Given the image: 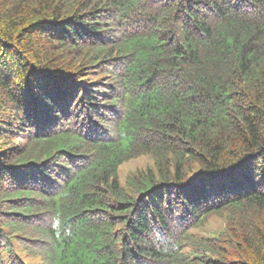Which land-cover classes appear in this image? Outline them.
Masks as SVG:
<instances>
[{
	"label": "trees",
	"instance_id": "1",
	"mask_svg": "<svg viewBox=\"0 0 264 264\" xmlns=\"http://www.w3.org/2000/svg\"><path fill=\"white\" fill-rule=\"evenodd\" d=\"M0 264H264V0H0Z\"/></svg>",
	"mask_w": 264,
	"mask_h": 264
},
{
	"label": "rangeland",
	"instance_id": "2",
	"mask_svg": "<svg viewBox=\"0 0 264 264\" xmlns=\"http://www.w3.org/2000/svg\"><path fill=\"white\" fill-rule=\"evenodd\" d=\"M146 162H148V158L146 157L129 162L128 164H125V166L122 167L121 174H124L127 170H133L135 168H139L140 166L145 165ZM216 220L218 221L213 222L211 231H216V227L218 226V224L221 223V221H219V218H217Z\"/></svg>",
	"mask_w": 264,
	"mask_h": 264
}]
</instances>
